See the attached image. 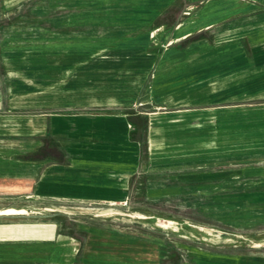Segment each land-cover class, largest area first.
Returning a JSON list of instances; mask_svg holds the SVG:
<instances>
[{
    "label": "crops",
    "instance_id": "crops-1",
    "mask_svg": "<svg viewBox=\"0 0 264 264\" xmlns=\"http://www.w3.org/2000/svg\"><path fill=\"white\" fill-rule=\"evenodd\" d=\"M226 3L183 0L186 7L202 5L192 31L184 29L181 13L158 15V27L169 19L175 31L126 66L138 70L123 82L135 91L128 106L92 113L86 110L92 104H68L60 112L13 113L25 98L0 72V201H24L21 208L29 211L0 216V264H264V235L241 246L218 241L211 252H173L163 232H140L114 216L138 194V180H167L169 172L160 170L192 168L187 171L213 182L244 177L264 185V141L230 136L238 119L264 117V40L235 43L251 40L252 20L262 19L251 15L264 0ZM237 12L243 18L232 20ZM2 65L0 71L9 68ZM89 65L71 71L67 92L91 91ZM58 82L53 78V87ZM142 132L146 148L131 138ZM154 190L145 196L164 195ZM31 199L49 202L30 205Z\"/></svg>",
    "mask_w": 264,
    "mask_h": 264
},
{
    "label": "rangeland",
    "instance_id": "rangeland-1",
    "mask_svg": "<svg viewBox=\"0 0 264 264\" xmlns=\"http://www.w3.org/2000/svg\"><path fill=\"white\" fill-rule=\"evenodd\" d=\"M85 1H88L86 5ZM226 1L227 6L229 3L231 6L234 1L246 0ZM201 8L199 4L183 6V0H0V62L1 66L4 63L9 67L1 68L0 72L4 78L8 77V81L16 83L13 86L18 92L16 96L25 98L22 102L26 103L21 106L23 109L17 107L12 112H60L64 105L73 104L83 109V104H92L91 109L86 110L100 113L112 110L114 106H128L135 91L123 82L130 80L127 76L138 70L126 66L132 61L144 60L152 54L149 44L164 43L175 31L169 19L158 27V15L172 19L181 13L179 20L187 24L184 29L192 31L196 29L195 15ZM261 14L264 15V5L261 10L252 12V18L262 19L252 20L251 40L238 38L235 43L244 46L264 40V16ZM235 16L232 20L243 18L242 12ZM229 22L216 24L213 28ZM155 29H159L157 35H154ZM111 55L113 59H105ZM101 61L110 62H102L104 68L98 69ZM85 63L93 66L91 91L87 95L79 90L67 92L66 86L71 82L69 75ZM53 73L58 74L54 76ZM99 73L101 79L95 77ZM53 78L59 81V86L53 87ZM85 99L91 101L85 103ZM124 125L126 128L127 123ZM263 126L264 117H242L230 136L240 142H262L264 132L260 129ZM131 138H139L143 148L149 144L147 134L143 132L137 136L131 134ZM191 169L160 170L169 175L167 180L159 182L138 180V194L124 200L123 210L120 214L112 211L114 216L124 220V226L140 232H163L173 252H211L218 241L241 246L264 235V214L250 212L264 211L263 182L245 180L244 177H224L213 182L210 177H201V172L187 171ZM150 189H155L156 194L164 192V195L147 198L146 191ZM48 202L31 199L28 203L41 205ZM20 203L25 202L0 201V211L14 209L24 212L10 215L27 214L29 211L21 206L28 204ZM80 204L98 208L97 203ZM40 208L35 207L33 212L41 214ZM168 222L172 225L164 227Z\"/></svg>",
    "mask_w": 264,
    "mask_h": 264
},
{
    "label": "bare ground",
    "instance_id": "bare-ground-1",
    "mask_svg": "<svg viewBox=\"0 0 264 264\" xmlns=\"http://www.w3.org/2000/svg\"><path fill=\"white\" fill-rule=\"evenodd\" d=\"M153 35V33H151ZM113 59L112 55L111 56H107L105 59L108 60V58ZM115 58V57H114ZM102 62H106V63H109L110 61H102ZM18 189V188H17ZM20 190V189H19ZM31 195V194H30ZM24 211L23 210H14V209H5V210H2L0 211V215H10V214H22ZM251 213L253 214H257V215H263L264 214V211H250ZM172 225L171 222H168L167 224L163 225L164 227H168Z\"/></svg>",
    "mask_w": 264,
    "mask_h": 264
}]
</instances>
